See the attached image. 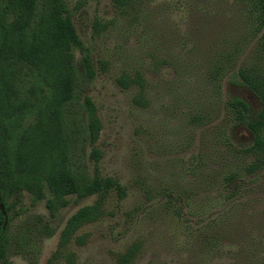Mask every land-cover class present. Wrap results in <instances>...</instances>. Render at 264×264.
<instances>
[{
    "label": "rangeland",
    "instance_id": "1",
    "mask_svg": "<svg viewBox=\"0 0 264 264\" xmlns=\"http://www.w3.org/2000/svg\"><path fill=\"white\" fill-rule=\"evenodd\" d=\"M68 4L97 69L88 94L102 124L99 174L117 178L126 196L112 191L104 215L60 247L69 217L98 197L70 196L51 217L45 200L25 191L11 230L42 214L55 233L39 238L37 255L11 247L10 263L124 264L132 250L130 264H264V170L243 174L237 193L223 186L229 170L252 160L238 152L251 134L231 125L225 101L237 95L261 105L222 74L209 76L225 49L243 48L241 61L250 56L251 0H150L139 16L113 0ZM137 75L142 87L120 82ZM139 94L145 105L135 101Z\"/></svg>",
    "mask_w": 264,
    "mask_h": 264
},
{
    "label": "trees",
    "instance_id": "2",
    "mask_svg": "<svg viewBox=\"0 0 264 264\" xmlns=\"http://www.w3.org/2000/svg\"><path fill=\"white\" fill-rule=\"evenodd\" d=\"M149 1L113 3L139 16ZM251 4L252 30L243 33L255 40L250 56L241 61L243 48L225 49L209 73L212 81L222 74L230 84L249 90L261 105L254 109L237 95H228L225 101L231 125L244 127L252 137L238 150L252 160L243 162L239 170H229L223 178V186L231 194L239 191L243 174L264 170V0H251ZM73 17L68 0H0V192L8 217L4 227L0 208V264H11V247L15 253L37 255L39 238L55 233L42 214L30 216L16 233L11 230L25 191L34 201L45 200L51 217L69 205L70 196H75V201L98 197L97 202L69 217L60 247L68 244L82 225L104 215V201L112 191L119 199L126 196L117 178L99 174L102 124L88 94L97 69ZM120 82L125 87L132 83L143 86L140 75L122 77ZM135 101L146 104L143 94ZM76 242L84 244L85 236ZM133 256L131 250L121 260L130 264Z\"/></svg>",
    "mask_w": 264,
    "mask_h": 264
},
{
    "label": "water",
    "instance_id": "3",
    "mask_svg": "<svg viewBox=\"0 0 264 264\" xmlns=\"http://www.w3.org/2000/svg\"><path fill=\"white\" fill-rule=\"evenodd\" d=\"M0 208H1V210H2V212H3V214H4V216H5V224H4V227H6L8 217H7V213H6V211H5V206H4V204L1 202V192H0Z\"/></svg>",
    "mask_w": 264,
    "mask_h": 264
}]
</instances>
